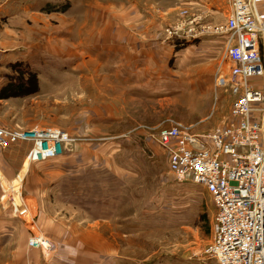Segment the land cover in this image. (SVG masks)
Wrapping results in <instances>:
<instances>
[{"label": "rangeland", "instance_id": "rangeland-1", "mask_svg": "<svg viewBox=\"0 0 264 264\" xmlns=\"http://www.w3.org/2000/svg\"><path fill=\"white\" fill-rule=\"evenodd\" d=\"M119 1L26 0L31 5L26 7V27L31 28L26 44L38 50L41 57L34 58V64H39L41 73L26 60L18 62L4 70V91L9 98H24L40 93L41 83L47 88L33 108L37 114L32 118L38 122L16 115L23 108L14 104L0 115L11 125L0 122V126L57 128L76 139L67 155H78L75 160L82 164L68 169L65 178L73 182H66L61 196L65 200L57 204L75 206L79 215L70 221L84 220L85 225L103 222L87 219L86 214L105 212L108 221L94 227L104 226L109 229L105 235L121 243L96 251L87 260L91 264H219L207 251L215 213L212 196L199 184L177 182L169 168V153L147 133L173 121L205 133L232 120L236 97L228 87L216 85L223 44L214 42L225 38L219 31L231 6L225 14L183 0H122V6ZM122 9H127L124 21H132L129 24L120 22ZM109 21L114 29L122 24L129 34L154 45L160 57H141L124 73L117 50L104 46L107 40L118 41L117 30H112L115 38L103 35ZM176 28L183 33L189 28L200 36L169 38V30ZM166 47L170 54L162 59ZM56 53L63 58L53 57ZM257 81L264 85V79ZM29 101L26 107L32 105ZM17 178L3 181L13 196L11 206L0 201V247L11 245L2 251L3 257L23 244L22 220L31 228L37 212L36 203L22 194L28 211L16 215L23 211L21 197L15 195ZM11 222L20 223V228ZM56 247L48 261L56 257Z\"/></svg>", "mask_w": 264, "mask_h": 264}, {"label": "built area", "instance_id": "built-area-1", "mask_svg": "<svg viewBox=\"0 0 264 264\" xmlns=\"http://www.w3.org/2000/svg\"><path fill=\"white\" fill-rule=\"evenodd\" d=\"M230 6L219 31L226 39L216 85L228 87L236 97L232 120L205 133L173 121L147 134L169 153V168L177 182L199 184L212 196L215 213L208 253L219 264H264V85L257 81L264 79V16L258 0H231ZM175 36L200 35L189 28L185 33L180 28L169 30V38ZM23 141L32 143L29 162L65 156L76 143L57 128L0 126V147ZM3 190L1 200L11 206L13 196ZM38 233L33 232L29 244L49 259L57 251L56 243Z\"/></svg>", "mask_w": 264, "mask_h": 264}, {"label": "crops", "instance_id": "crops-1", "mask_svg": "<svg viewBox=\"0 0 264 264\" xmlns=\"http://www.w3.org/2000/svg\"><path fill=\"white\" fill-rule=\"evenodd\" d=\"M183 1L198 4L207 10H223L225 14H227L231 0ZM119 2L120 6H122L123 1L120 0ZM29 6L31 5H26V0H0V115L2 109L6 111L4 113L7 114V109L4 110V107H10V105L15 104L23 108L16 111V115H21L22 119L25 121L27 119V121L38 122V118H32L33 115L35 116L37 114L35 112L36 109L33 108L40 103L39 100L44 94L43 91L47 88L44 83H41L42 93L40 92L24 98H9L11 97L10 94L4 91L7 84L4 70H8L11 66L14 67V64H18V62L26 60V62L32 64V67L39 74L41 73V67L38 66L39 64L36 66L34 64V58L41 57L40 55L38 56V50L34 51L30 48L31 46L26 44L29 39H26V34L31 32L30 26L26 27V7ZM258 6L260 12L262 11L261 14L264 16V0H258ZM87 8L89 9V6ZM119 17L122 23L129 24L132 22L127 20L124 21V19L127 18V9L119 11ZM109 22L103 35L107 32V34H111L109 38L114 37V35H112V30L113 32L117 30L118 41L117 44H111L109 43L110 40H107L108 43H105L104 46L117 50L119 58L124 61L123 64H120V70L124 67V73L128 67H132L141 57H160L156 54L158 50L154 49V45H151L144 39H139L131 35V33L129 34L128 31H125L122 24H120L118 29H114L111 26L113 24ZM225 39L226 38L221 37L219 40H214V42L223 44V51ZM138 42L146 43L147 45H140ZM42 52L45 51L42 50ZM169 52L170 50L167 49V47L163 52L161 51L162 59L167 58L166 56L170 54ZM53 57L62 59L63 54L56 53ZM30 59H33V62ZM164 62L165 61H163V63ZM28 100H30L29 102H31L32 105L26 107V102ZM29 110L30 115L26 116V111ZM0 122L2 125L4 124L3 126H6L5 124L8 123L6 120L2 119H0ZM8 125L11 124H7V126ZM23 126L22 128H26V125ZM31 146V142L23 141L8 148L0 147V201H2L1 196L4 192V179L11 181L18 177L15 183L19 191L21 190L25 198L33 200L36 203L37 212L34 214V223L38 231L56 241L58 252L56 257L48 261L40 249L30 246L29 238L35 231L28 226L26 220L24 221L21 219L25 224V230L23 227L22 230L26 231V237L24 234L25 238L22 240L23 244L19 245L16 250L13 248L12 253L5 257L2 256V251L9 250L8 247L11 245L8 243L9 241L7 242L8 245H1L0 264H91L87 260L93 259L96 251L98 252V250L105 249L106 247L112 249V247H114L112 245H121L118 241H112L111 235H105V231L108 232L109 229H105L104 226L103 229L100 230L94 227L95 225H101L103 222L106 223V221H108L107 219L109 218H107L108 215L105 212H103L101 216H93L85 213L86 215L84 217L87 219H103L102 223H99L97 220V223L92 222L85 225V222H83L84 220L75 222L70 221L71 218H75V215L78 214L75 206L71 205V210H69L70 207L68 209V207L64 205H62L64 207H60L57 204L59 200L62 201L64 199H62L61 196L63 194L65 195L64 186H66V182H73L71 178H65L66 175L69 174L68 169L71 170L73 166L82 164L76 161L79 156L71 154L46 161L29 162L28 166L26 161L28 160V153ZM25 164L26 167L24 168ZM22 169V176H18ZM74 174H77V172ZM1 176L4 178L3 180ZM71 185L74 186L75 183H71ZM15 195H17V193ZM23 196L21 197L20 206L24 209ZM69 199L72 202L75 200L73 199V194H71ZM73 208H75V212H73ZM1 215L2 211L0 210V217ZM81 223L84 225L83 227H81ZM11 224L15 229L20 228V223L14 224L11 222ZM106 249L109 250L108 248Z\"/></svg>", "mask_w": 264, "mask_h": 264}, {"label": "bare ground", "instance_id": "bare-ground-1", "mask_svg": "<svg viewBox=\"0 0 264 264\" xmlns=\"http://www.w3.org/2000/svg\"><path fill=\"white\" fill-rule=\"evenodd\" d=\"M31 163V162H30ZM26 164H28V166H29V161L27 160L26 161ZM17 191V192H16ZM17 193V196H19V197H22V193H21V190L19 191V189H18V186H16L15 187V194ZM24 202V201H23ZM24 205H25V207H24V209H23V211L22 212H24V210L26 209V211H28V207H27V205L24 203ZM22 214H25V213H22ZM31 228H33V229H35L36 231L38 230V228H37V226H36V224L33 222L32 224H31ZM32 229V230H33ZM39 234V233H38ZM39 236H41V235H39ZM42 237V236H41Z\"/></svg>", "mask_w": 264, "mask_h": 264}, {"label": "trees", "instance_id": "trees-1", "mask_svg": "<svg viewBox=\"0 0 264 264\" xmlns=\"http://www.w3.org/2000/svg\"><path fill=\"white\" fill-rule=\"evenodd\" d=\"M16 67V65H14V68Z\"/></svg>", "mask_w": 264, "mask_h": 264}]
</instances>
